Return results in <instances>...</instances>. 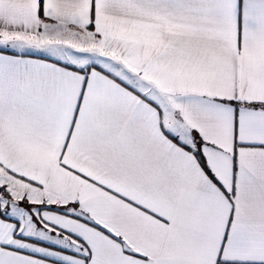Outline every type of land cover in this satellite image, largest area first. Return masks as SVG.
Wrapping results in <instances>:
<instances>
[{
	"label": "snow or ice",
	"instance_id": "obj_1",
	"mask_svg": "<svg viewBox=\"0 0 264 264\" xmlns=\"http://www.w3.org/2000/svg\"><path fill=\"white\" fill-rule=\"evenodd\" d=\"M0 264H264V0H0Z\"/></svg>",
	"mask_w": 264,
	"mask_h": 264
}]
</instances>
